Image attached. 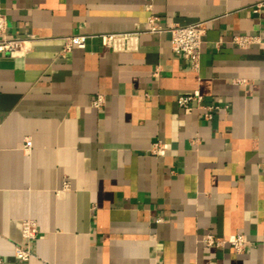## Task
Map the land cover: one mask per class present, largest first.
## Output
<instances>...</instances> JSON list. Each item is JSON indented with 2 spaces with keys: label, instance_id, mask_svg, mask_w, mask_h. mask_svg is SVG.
I'll list each match as a JSON object with an SVG mask.
<instances>
[{
  "label": "crops",
  "instance_id": "obj_1",
  "mask_svg": "<svg viewBox=\"0 0 264 264\" xmlns=\"http://www.w3.org/2000/svg\"><path fill=\"white\" fill-rule=\"evenodd\" d=\"M262 1L0 0L8 35L31 38L0 53V264H264ZM151 16L204 22L197 69ZM75 35L86 46L64 52Z\"/></svg>",
  "mask_w": 264,
  "mask_h": 264
},
{
  "label": "built area",
  "instance_id": "obj_2",
  "mask_svg": "<svg viewBox=\"0 0 264 264\" xmlns=\"http://www.w3.org/2000/svg\"><path fill=\"white\" fill-rule=\"evenodd\" d=\"M264 6V1L257 5L255 11ZM157 17L151 16L149 18L150 31L162 32L168 31L171 36L172 49L176 52L182 53L186 59H189L192 67L197 69L199 66L200 49L202 44V37L205 33L204 22L199 21L187 25L173 24L168 27H161L157 24ZM8 24L6 16L0 12V53H7L16 57H24L30 50V37L24 36H10L8 35ZM115 33H108L101 35V41L104 46H111L116 39ZM253 37L247 35H237L234 37V42L240 46H245L251 42ZM74 46L84 48L86 46L85 35H75L66 39L63 51H70ZM244 81V80H243ZM197 101L203 103V96L199 91H195L192 94L182 95L178 97L177 104L184 109L185 112L190 113L192 107L190 103ZM104 97L98 95L92 102V105L96 108H100L104 105ZM202 107L206 110V117L211 118L213 111L217 108L213 104H202ZM169 150V145L166 142L156 141L153 143L150 151L153 155L164 156ZM38 234V228L34 221L25 220L22 223V235L29 242L36 239ZM236 253H241L244 250L246 243L245 236L240 233L231 235L227 240ZM204 242L209 245L215 244L216 246H222L225 240L217 239L211 234L204 237ZM16 255L22 260H28L32 255L29 248L19 247L16 251Z\"/></svg>",
  "mask_w": 264,
  "mask_h": 264
}]
</instances>
